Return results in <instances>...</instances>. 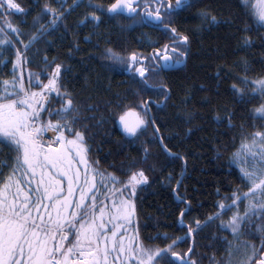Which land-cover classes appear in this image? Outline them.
<instances>
[{
  "label": "trees",
  "instance_id": "16d2710c",
  "mask_svg": "<svg viewBox=\"0 0 264 264\" xmlns=\"http://www.w3.org/2000/svg\"><path fill=\"white\" fill-rule=\"evenodd\" d=\"M114 1L92 0L105 7ZM16 2L25 12L10 10L7 18L19 26L21 35L17 37L8 30L15 47L5 46L8 51L0 56L5 60V64H0V79H11L15 48L25 52L19 41L27 43L36 31L34 17L41 15L43 5L48 3L64 13L57 26L33 41L25 52L29 61L22 66L25 86L29 70L40 72L45 68V57L49 62L55 58L65 68L61 91L66 88L81 106L78 126L85 131L83 126L87 125L90 158L98 160L101 170L113 173L121 181L126 180L129 169L144 170L148 182L137 187L132 199L133 229L139 231L145 244L163 247L177 236L185 237L191 226L194 229L191 237L178 242L174 251L183 254L192 246L189 259L196 264H229L230 242L235 245L248 241L257 246L259 253L264 251L261 246L264 233L257 232L256 225H245L240 241L234 239L230 230L220 227V220L227 221L236 209L207 222L218 211V202L234 192L247 191L239 170L243 165L234 163L232 154L245 137L264 125V120L251 111L262 101L256 97L244 103L230 87L233 83L244 87L238 79L240 76L255 79L264 75V27L249 14L243 0H190V7L175 12L169 26L190 38L185 63L173 70L149 72L147 79L155 87L145 91L141 90L144 86L139 77L127 72L125 64L108 59L105 51L111 48L125 57L132 52L149 57L172 40L169 31L140 23L138 18L134 22L124 15L102 12H97L101 16L98 22L89 17L81 24L86 15L96 11L87 6L89 0H83L68 12L65 9L73 6V0ZM201 12L209 13V20L215 16L217 23H208L199 15ZM51 18V14L44 15L40 23L46 25ZM245 37L250 38L247 46H243ZM141 99L154 102L146 119L155 120L159 133H154L149 122L147 130L138 137L121 134L116 125L119 114L127 107L140 111L137 102ZM87 105L93 106L91 110H85ZM59 106L58 101L52 105ZM48 118L45 113L44 119ZM160 137L172 152L180 154L178 158L166 154L159 143ZM14 155L7 144H0V162L10 163ZM8 171L4 169L5 174ZM182 208L188 209L183 225L180 224ZM239 210L243 213L244 203L239 204ZM196 220L201 222L199 229ZM165 233L168 240L149 239L158 234L163 237ZM237 254L231 257L233 261L239 260Z\"/></svg>",
  "mask_w": 264,
  "mask_h": 264
},
{
  "label": "snow or ice",
  "instance_id": "6c2138e0",
  "mask_svg": "<svg viewBox=\"0 0 264 264\" xmlns=\"http://www.w3.org/2000/svg\"><path fill=\"white\" fill-rule=\"evenodd\" d=\"M82 2L73 0V6L65 12ZM243 3L249 14L264 27V0H243ZM87 6L96 11L86 15L79 22L81 24L89 17L98 22L101 16L97 12L110 16L127 14L134 22L137 18L140 23L154 22V26H163L171 32L172 44L164 45L162 55L160 49L149 57L135 52L125 57L111 48L105 51L108 59L125 64L130 73L138 75L144 86L142 91L155 87L147 79V74L153 71L149 61H158L154 69L158 73L182 64L187 57L189 36L169 25L175 12L191 6L190 0H175V5L171 0H144L142 9L140 0H115L107 7L89 0ZM10 10L25 12L16 0H0V20L3 21L0 24V56L8 51L5 46L15 47L8 30L17 37L21 35L19 26L7 18ZM48 14L52 18L46 25L40 23ZM199 15L208 23H217L215 16L208 19L207 12ZM63 16L64 13L45 3L41 15L34 17L36 31L27 43L19 41L25 52L33 41L54 29ZM249 43L250 38L245 37L243 46ZM25 52L15 48V59L11 60L13 75L10 80L0 79V144H7L15 153L10 163L0 162V264H196L186 258L191 247L183 254L174 251L178 242L193 233L191 226L185 237L177 236L163 247L145 244L139 231L133 229L135 204L132 197L139 185L148 182V176L142 168L129 169L126 180L121 181L113 173L99 168V161L92 160L89 155L87 125L83 126L85 131L78 126L82 118L81 106L66 88L61 91L64 65L56 63L55 58L49 62L45 57L44 69L28 71L26 87L22 66L29 61ZM0 64H5V60L0 59ZM42 76L46 80L41 79ZM238 79L244 87L233 83L231 90L244 103L258 97L262 102L251 111L264 120V75L255 79L244 75ZM164 95L166 99L167 91ZM57 101L60 106L52 107ZM152 103L141 99L137 102L140 111L127 107L119 114L118 122L125 135L138 137L147 130L149 122L154 133H159L155 120L146 119ZM92 107L87 105L85 110ZM45 113L49 117L46 120ZM53 116L55 120L51 119ZM47 132L54 133L49 140H45ZM160 143L170 157H179V153L172 152L163 143L162 137ZM144 151L147 153L148 149ZM232 160L243 165L239 170L247 183V191L226 197L230 203L218 202V211L210 215L207 222L236 209L227 221L220 220V227L230 230L234 239L240 241L245 225H256V231L264 233V125L245 137L240 148L232 154ZM5 168L9 169L7 174ZM177 199L184 202L180 196ZM240 203H244L243 213L239 210ZM187 210H180L181 225ZM195 225L199 229L201 222L196 220ZM157 238L169 239L166 233L163 237L158 234L149 239ZM229 247L232 249L229 264H251L260 254L257 246L248 241L235 245L230 242ZM234 253H242L241 259L233 261ZM260 255L256 264H264V254Z\"/></svg>",
  "mask_w": 264,
  "mask_h": 264
},
{
  "label": "flooded vegetation",
  "instance_id": "af4514ba",
  "mask_svg": "<svg viewBox=\"0 0 264 264\" xmlns=\"http://www.w3.org/2000/svg\"><path fill=\"white\" fill-rule=\"evenodd\" d=\"M175 1V0H174ZM172 3H173V1H172ZM142 4H144V0H140V6H141V9L143 8V5ZM148 25H150V26H154V23H148ZM154 27H156V28H163V26H154ZM169 36H171L172 37V34H171V32H170V34H169ZM169 45V46H171V44H172V40L170 41V42H168V43H165V44H163V46L160 48V50H161V55L163 54V48H164V45ZM186 60V59H185ZM149 63V65L150 66H152V68H153V70L155 69V66L158 64V61H149L148 62ZM172 66H174V65H172ZM178 67H181L180 65H177V67L176 68H178ZM166 70V69H165ZM155 71V70H154ZM259 258H260V255H258V258H256V259H254L252 262H251V264H254L256 261H258L259 260Z\"/></svg>",
  "mask_w": 264,
  "mask_h": 264
},
{
  "label": "water",
  "instance_id": "95a60500",
  "mask_svg": "<svg viewBox=\"0 0 264 264\" xmlns=\"http://www.w3.org/2000/svg\"><path fill=\"white\" fill-rule=\"evenodd\" d=\"M114 2H115V1H114ZM114 2H113V3H114ZM174 4H175V1H174ZM122 15H124V16H126V17H129L127 14H122ZM148 23H154V22H148ZM162 52H163V51H162ZM185 59H186V58H185ZM185 59H184V62H183L182 64H180V66H182V65L185 63ZM176 67H177V65H174V66H171V67L167 68L166 70H173V69L176 68ZM137 76H138V75H137ZM116 125L118 126L119 131L121 132V134H124V132H123L121 126L119 125L118 119H117ZM124 135H125V134H124ZM126 136H127V135H126ZM159 143H160V138H159ZM160 145H161V143H160ZM166 154H167V152H166ZM190 237H191V235H190ZM191 248H192V246H191ZM187 252H188V251H187ZM261 254H264V251H263ZM186 258L189 259V254H188V256H187ZM260 258H261V255H260ZM260 258H259V259H260ZM254 264H256V262H255Z\"/></svg>",
  "mask_w": 264,
  "mask_h": 264
},
{
  "label": "rangeland",
  "instance_id": "374dc122",
  "mask_svg": "<svg viewBox=\"0 0 264 264\" xmlns=\"http://www.w3.org/2000/svg\"><path fill=\"white\" fill-rule=\"evenodd\" d=\"M125 70H126L127 72H129L127 69H125ZM129 191H130V190H129ZM125 195H127V194H125ZM133 218H134V217H133ZM134 229H135V227H134ZM237 255H238V258L241 259V257H242V253H238Z\"/></svg>",
  "mask_w": 264,
  "mask_h": 264
},
{
  "label": "built area",
  "instance_id": "2783aa9c",
  "mask_svg": "<svg viewBox=\"0 0 264 264\" xmlns=\"http://www.w3.org/2000/svg\"><path fill=\"white\" fill-rule=\"evenodd\" d=\"M50 135H51V136H53V135H54V133H50ZM45 140H48L46 136H45Z\"/></svg>",
  "mask_w": 264,
  "mask_h": 264
},
{
  "label": "bare ground",
  "instance_id": "6f19581e",
  "mask_svg": "<svg viewBox=\"0 0 264 264\" xmlns=\"http://www.w3.org/2000/svg\"><path fill=\"white\" fill-rule=\"evenodd\" d=\"M51 138H52V136L49 139H51Z\"/></svg>",
  "mask_w": 264,
  "mask_h": 264
}]
</instances>
